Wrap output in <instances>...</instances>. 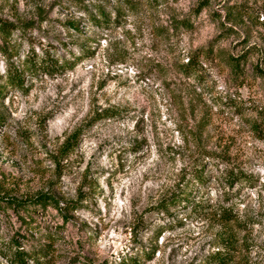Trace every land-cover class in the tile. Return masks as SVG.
Here are the masks:
<instances>
[{"label":"rangeland","instance_id":"374dc122","mask_svg":"<svg viewBox=\"0 0 264 264\" xmlns=\"http://www.w3.org/2000/svg\"><path fill=\"white\" fill-rule=\"evenodd\" d=\"M0 21V83L23 77L0 94V264H204L227 232L231 264H264V0H0ZM179 189L237 224L153 208Z\"/></svg>","mask_w":264,"mask_h":264},{"label":"trees","instance_id":"16d2710c","mask_svg":"<svg viewBox=\"0 0 264 264\" xmlns=\"http://www.w3.org/2000/svg\"><path fill=\"white\" fill-rule=\"evenodd\" d=\"M89 22L92 24H96L97 26H105L106 28L110 27V25H115V20H111L109 14H107L104 9H102L99 6H96L94 14L89 15ZM73 28H76L75 24L71 25ZM0 32L7 33L8 29L6 27V24L2 23L0 21ZM90 51L84 52L85 55H88ZM79 58L77 56L74 57L71 61H62L61 63H57V61L54 62V64L51 65V68L55 72H63L65 70H71L74 68V65L76 61H78ZM230 61L232 64H234V68H238V59L230 58ZM45 71L50 73V70L48 66L43 68ZM195 65L194 64H185L181 71L185 74V76H189L192 73H194ZM23 77L21 74V70L11 71L10 69H6V72L4 74L3 82L0 83V94L3 93V90L6 85H9L11 87H17L22 88L23 87ZM113 111H103L98 113L96 116V120L100 117L104 118H111L115 115ZM257 119L253 123V127L256 129H259L260 127L264 126V111L257 112ZM76 132L72 133L70 136H68L65 139V142L60 147V151H62L64 154L69 153L73 147L75 146V143L77 140L76 138ZM202 168L203 166H200V168L194 167V169L190 172L188 177H185L187 183L191 184H202L205 181V178L202 176ZM231 175V178L225 177L229 181V184H232V181L240 180L242 177L239 175ZM230 177V176H229ZM183 179V180H184ZM6 201L8 205L10 201L12 203H15V200L10 198H0ZM34 203H40L43 206H46L47 204H52L54 207H58V203L55 202L53 196L49 193H39L37 198L33 201ZM183 207V210H188V215H194V216H203V215H209L213 216L216 219H218L222 224H230L235 221V211L232 205H223V206H210L205 200L195 201L190 198V191L185 189H179L177 192L172 193L168 198H162L161 201H159L156 205H154V209L158 213H168L170 209L176 208V207ZM67 208V206H64ZM237 240L234 236L230 235V232H227L224 236L219 238L218 241V247L217 249L210 255H208L205 259L204 264H231L234 262V256L235 252L237 251ZM149 254V253H146ZM45 253L40 252L39 254H33L31 256L32 260L39 261L40 257L45 256ZM29 257V253H25L23 251L19 252L18 256L14 257L13 263L14 264H22L24 260ZM139 261V258H122L121 261L118 262V264H141Z\"/></svg>","mask_w":264,"mask_h":264}]
</instances>
